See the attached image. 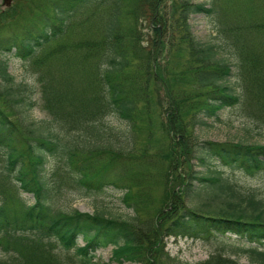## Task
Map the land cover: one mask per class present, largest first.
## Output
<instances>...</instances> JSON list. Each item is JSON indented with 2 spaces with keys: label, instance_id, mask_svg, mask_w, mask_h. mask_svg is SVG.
Wrapping results in <instances>:
<instances>
[{
  "label": "trees",
  "instance_id": "obj_1",
  "mask_svg": "<svg viewBox=\"0 0 264 264\" xmlns=\"http://www.w3.org/2000/svg\"><path fill=\"white\" fill-rule=\"evenodd\" d=\"M255 1L16 0L0 9V163L10 173L0 175V246L10 253L0 264H65L46 238L67 251L76 250L79 264H93L95 253L108 247H113L117 262L178 264L165 252V240L179 236L231 235L263 248L264 213L256 205L252 213L198 211L187 202L193 190L188 178L179 175L178 184L169 187L170 175L181 163L190 165L197 150L195 158L202 164L210 158L250 175L264 170V146L192 144L202 117L216 118L242 100L264 125V2ZM195 14L215 17L224 25L220 31L229 37L239 62L242 96L223 83L232 68L215 60L214 47L194 35L190 20ZM165 52L172 67L161 65ZM12 57L37 68L42 108L53 127L30 121L35 91L16 83L9 71ZM111 115L126 121L131 133L146 134L149 144L155 130L162 129L160 155L167 152L168 161L158 171L167 179L168 190L160 208L144 221L138 204H128L137 214L132 221L55 211L47 201L51 191L44 177L49 157L62 159L71 185L88 193L123 187L124 202L131 199L123 185L130 169L105 176L101 156L92 158L101 153L97 142L105 129L100 123ZM67 134L80 135L85 142L96 138L94 153L88 149L79 162L83 152L69 147ZM114 157L107 170L115 164ZM153 169L157 167L148 164V172ZM192 172L190 168L188 175ZM11 173H16L13 178ZM192 179L222 183L221 178ZM20 190L34 196L32 205L20 197ZM149 194L143 195L148 199ZM251 253L252 264H264V250ZM202 264L240 263L217 256Z\"/></svg>",
  "mask_w": 264,
  "mask_h": 264
},
{
  "label": "rangeland",
  "instance_id": "obj_2",
  "mask_svg": "<svg viewBox=\"0 0 264 264\" xmlns=\"http://www.w3.org/2000/svg\"><path fill=\"white\" fill-rule=\"evenodd\" d=\"M193 1L205 2V0ZM257 1L255 2L257 3ZM13 3L11 2V5ZM0 4L3 7L5 6V3L0 2ZM0 8L2 7L0 6ZM167 11L171 12V6L168 7ZM190 23L196 38L200 42L214 47L215 60L226 63L232 68V75L224 79V85L230 87L231 90L234 89L236 95L242 96L243 87L239 77V62L234 54L229 37L223 30L220 31V28L225 29L224 25H221L217 18L208 17L204 14L193 15ZM143 28L146 39H149L146 23H143ZM170 56L166 52L162 54L161 65L163 68L172 67V64L168 63ZM9 71L17 84H26L35 91L34 102L36 106L29 113L30 121L38 127H46L49 124L53 127L52 117L42 108L35 65L31 61L12 57ZM166 78H168L167 74ZM163 97L165 98V94H163ZM250 112L251 109L249 110L242 100L238 106L220 111L216 118L206 119L202 117L201 121L203 123H198L199 125L195 127L192 144L213 142L264 146V125L261 121L255 119ZM99 128L102 131L105 129L102 140L100 139L101 141L97 142L101 153L95 154L92 158L95 159L98 155L101 156L100 167L103 168L101 174L105 176L106 174L109 177L116 175L119 170L122 172L123 168L130 169V173H126L123 185L129 188L131 199L128 203L124 202L123 198L126 190L123 187L106 189L103 193H88L85 187L71 185V180L68 177L69 171L65 168L62 159L60 157H49L44 172L45 181L51 191L50 198L47 200L48 204L55 211L63 213L74 211L89 214L99 213L108 218L126 221L137 218L134 208L129 207L128 204H138L141 207L139 218L144 221L147 219V215L154 214L160 208L159 201L164 198L168 190L165 184L167 179L161 177L158 171L165 168L166 165L163 162L168 161L166 151L165 154L160 155L162 150L158 141L161 139L163 131L157 128L153 134V140L149 144L146 134L131 133L127 122L116 115L104 119ZM54 129L56 132H60L58 126H54ZM64 140L69 144V147H77L76 149L83 152L78 155L79 162L84 160L86 153H90L88 149L93 151L92 153L95 151L94 147L96 146L93 143L96 138H90L89 142H85L80 135L67 134ZM197 155L198 150L194 157L190 158V165L185 162L183 165L180 162L179 168L169 177L171 182L169 187L172 188L180 181V179L176 181L179 175L191 181L193 190L189 193L187 200L191 208L198 211L226 210L231 213H252L253 207L256 205L264 213V170L250 175L241 168L227 167L210 158H207L206 163L202 164L195 158ZM112 157L116 159L115 164L107 170ZM148 164L157 167V169L148 172ZM190 168L193 172L188 175ZM15 174L11 173V177L13 178ZM0 175H10L5 163H0ZM197 176L221 178L222 183L216 186L203 184L192 179V177ZM12 184L13 186L17 185L15 179H12ZM145 192L150 193V198L146 199L144 197ZM19 193L27 205L34 203L33 195L24 193L21 190ZM45 240L52 245L50 249L53 254L65 264L80 263L81 257L76 250L67 251L54 239L46 238ZM165 241V252L178 264H202L217 256H223V258L237 261L240 264H252L251 250H264V246L262 248L259 244H251L244 239L231 235L214 234L204 238L179 236L167 238ZM80 245H83L82 241H80ZM8 254L10 253H7L3 246H0V260L9 258L10 255ZM93 264L137 263L113 260V248L108 247L95 253Z\"/></svg>",
  "mask_w": 264,
  "mask_h": 264
},
{
  "label": "water",
  "instance_id": "obj_3",
  "mask_svg": "<svg viewBox=\"0 0 264 264\" xmlns=\"http://www.w3.org/2000/svg\"><path fill=\"white\" fill-rule=\"evenodd\" d=\"M12 0H5V3L7 6H9L11 4Z\"/></svg>",
  "mask_w": 264,
  "mask_h": 264
}]
</instances>
